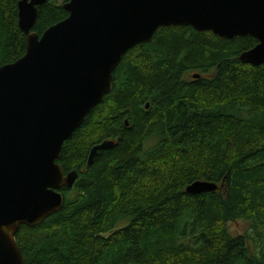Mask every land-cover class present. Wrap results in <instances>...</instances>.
<instances>
[{
  "label": "trees",
  "instance_id": "obj_1",
  "mask_svg": "<svg viewBox=\"0 0 264 264\" xmlns=\"http://www.w3.org/2000/svg\"><path fill=\"white\" fill-rule=\"evenodd\" d=\"M17 2L0 0V66L25 53ZM67 15L49 0L33 31ZM256 44L169 26L129 49L63 144L58 162L78 175L60 210L17 230L25 264H264V63L238 58ZM196 180L218 189L185 192Z\"/></svg>",
  "mask_w": 264,
  "mask_h": 264
},
{
  "label": "water",
  "instance_id": "obj_2",
  "mask_svg": "<svg viewBox=\"0 0 264 264\" xmlns=\"http://www.w3.org/2000/svg\"><path fill=\"white\" fill-rule=\"evenodd\" d=\"M48 1L18 0L25 53L0 66V264H25L17 230L60 210V189L71 188L78 175L58 162L63 144L111 91L129 49L160 28L191 26L221 39L254 37L257 44L238 58L264 63V0H66L67 17L39 35L33 31L38 7ZM113 144H95L87 163ZM217 189L214 181L196 180L185 192Z\"/></svg>",
  "mask_w": 264,
  "mask_h": 264
},
{
  "label": "rangeland",
  "instance_id": "obj_3",
  "mask_svg": "<svg viewBox=\"0 0 264 264\" xmlns=\"http://www.w3.org/2000/svg\"><path fill=\"white\" fill-rule=\"evenodd\" d=\"M53 1H55L56 3L63 4L66 0H53ZM188 78H190V74L188 75ZM152 143L153 140L147 142L146 145H151ZM247 227H248V223L241 219L234 220L228 223V229L234 235L243 234L245 230H247Z\"/></svg>",
  "mask_w": 264,
  "mask_h": 264
}]
</instances>
